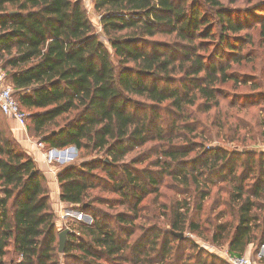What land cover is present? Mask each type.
Returning <instances> with one entry per match:
<instances>
[{"label": "trees", "instance_id": "obj_1", "mask_svg": "<svg viewBox=\"0 0 264 264\" xmlns=\"http://www.w3.org/2000/svg\"><path fill=\"white\" fill-rule=\"evenodd\" d=\"M91 6L84 0H0V68L27 113L28 130L48 148L74 146L82 159L58 174L60 200L81 206L92 221L69 219L83 239L68 236L63 256L87 264V257L105 264L179 260L171 257L172 244L185 238L173 232L202 234L201 223L186 225L189 201L171 198V229L162 233L161 249L158 233L132 244L139 205L152 193L148 183L157 188L159 181L134 169L141 159L125 160L153 139L175 138L188 144L163 145L157 175H170L174 191L190 193L192 187L197 214L213 197L210 213L220 209L210 240H226L231 255L249 256L264 244V151L202 148L190 158L197 144L185 130L197 132L188 125L189 109L209 119L221 112L223 85L249 84L248 75L231 68L245 58L250 29L260 27L264 44V0L242 15L223 0H92ZM92 9L101 16L100 31L88 14ZM257 92L247 97L259 99L251 106H259L252 117L260 129L264 91ZM231 103L232 108L237 98ZM4 115L0 108V264H60L48 180L12 137ZM237 124L235 132L247 126ZM102 171L105 177L97 173ZM105 183L122 205L135 199L129 213L111 217L94 207L90 192ZM203 256H197L200 262Z\"/></svg>", "mask_w": 264, "mask_h": 264}, {"label": "rangeland", "instance_id": "obj_2", "mask_svg": "<svg viewBox=\"0 0 264 264\" xmlns=\"http://www.w3.org/2000/svg\"><path fill=\"white\" fill-rule=\"evenodd\" d=\"M261 1L263 0H232V2H229V0H223L225 6L230 7L232 11L235 12V14L237 13L239 15H242L243 9L251 7L254 3H259ZM90 6L91 4L88 7ZM88 14L97 31H100L101 24L99 21L101 16L98 15L93 9L90 10ZM248 33H250L251 42L248 43L243 50V53H245V58L242 59L240 63H234L231 69L235 70L240 75H248L247 78L249 79V84H235L233 81H231L223 85V91L226 98L224 100L222 99L221 112L218 114L214 111L211 112L209 119L206 118L207 114L201 112V110L197 109L196 107L188 110V125L197 126V132L192 133L189 132V130H185V133L189 135L188 139L191 140L190 143L197 144L195 151L189 155L190 158L195 157L197 152L201 151L202 148H224L230 151H264V136L260 135V132L263 131L264 128L259 129L255 118L252 117V112L255 111L256 107H259L257 105L256 107L252 108V101L256 100L257 103L259 102V99L257 97H247L248 95L258 93L257 91H264V44L261 40L259 26L250 29ZM162 38V36L157 37V39ZM107 47L110 51H112L108 43ZM253 83L260 85V88L252 89L251 85L253 86ZM234 98H237L238 103L231 108L228 106V104H232L231 102H233ZM246 101H251V103L244 107L243 105H245L244 102ZM260 102L264 104L263 100H260ZM169 119L170 118L167 115L168 122ZM241 120L245 123H243ZM239 122L247 126L244 127L243 125H240L239 131L235 132V127L236 125H239L237 124ZM218 125L224 126L220 128ZM202 131H205L203 132L205 133L204 135L202 134ZM238 136H240V138H236ZM169 144H180L183 146L188 144V142L184 143L182 140H178L176 138L173 140V142H163V140L160 139H153L145 147L142 149H137L136 152L125 159L126 161H131L134 157L141 159L139 160L140 162L134 165V169H136V171H140L142 176L144 172L154 173L156 180L159 181L157 188L148 183L149 189L152 190V193L145 196L139 205L140 217L135 222L137 229L130 239L132 240V244L137 241V239L140 241H145L150 235H152V233H158V235L161 234V236L157 238L158 249H161V244L164 239L162 233H165L171 229V216L169 210L171 198L179 200L187 199L190 203L191 212L188 215L186 225H189V223L193 220L199 221L202 225L203 233H194L189 229L184 231L185 242L182 244L174 242L172 244L173 251L171 253V257H180L177 261L173 260L172 264H204L205 260L207 261V264H230L228 255L231 254L228 251L227 241L221 240L220 242L216 243L210 240V237L214 231L212 223H218V221L215 220V217L220 209L218 208L214 213H210V207L214 198L211 197L207 199L204 202L203 211L197 214L195 211H193V207L196 206V203L193 199V196L191 195L192 187L190 193L188 190H182V188H180L181 190L178 192L174 191L171 185L173 183V179L170 175H162V177L157 175L156 171H159V166H156L155 162L157 159L163 160V155L161 153V150L163 149L162 146H169ZM69 148L70 147L59 150L66 149V153L68 151L70 152L71 158H61V154H66L62 152L58 154V159L55 157L52 158V164L55 166L56 170L59 171L65 165L77 163L78 161L82 160L79 158L77 150L71 151ZM47 152H49V150H47ZM100 156L102 157V161L106 160V156L101 154L98 157ZM61 159L65 161H62ZM89 159L92 158L86 157L83 160ZM239 171H241V169H239ZM97 173L102 175V177L106 176L103 171ZM105 179L106 178H104V181L107 182ZM146 181L148 182L147 179ZM111 186V184L106 185L105 183L101 187L90 192L89 199L97 201L93 204L94 207L100 209L101 211L108 212L111 217L116 215L119 211H126L129 213V206H133L135 199L130 200L126 204L122 205L120 203L121 200L119 199V194L112 192L110 190L112 189ZM138 192H140V190H138ZM65 204L67 208H62L60 215L64 214L66 219L60 217V231L64 228H69L71 231L69 237L71 235H75L77 238L83 239L81 234L82 231L78 228V224L69 221V219H77L78 221L88 224L92 221V214L83 210L81 206H75L69 203ZM261 246L262 244L254 249L249 255L252 264H264V258H259V249ZM74 254H80V251L75 250ZM152 254L154 256L156 252L152 251ZM201 254L204 255L202 257V262H200L197 258V256ZM129 255L131 256V253H129ZM59 257L61 260L60 264H87V262L65 258L62 252H60ZM87 261H89L88 264H105L102 259H93L91 257H87ZM169 262L170 260H166L165 264H169ZM118 264H130V261L125 262L122 260V262ZM153 264L160 263L154 262Z\"/></svg>", "mask_w": 264, "mask_h": 264}, {"label": "crops", "instance_id": "obj_3", "mask_svg": "<svg viewBox=\"0 0 264 264\" xmlns=\"http://www.w3.org/2000/svg\"><path fill=\"white\" fill-rule=\"evenodd\" d=\"M4 118L8 123V127L10 129L12 137L22 146V148H24L32 155L37 167L44 172L48 180L51 204L56 214V223L59 228L61 223L60 217L66 219V216H64V214L60 215L61 209L67 208V206L64 202L60 200V186L57 180V176L65 167L69 165L63 166L59 171L56 170L55 166L52 164L53 162L49 161L48 156L46 154L47 150H50L51 148H48L45 143H43V145H45L44 148L39 147L38 141H40V139L32 135L28 130L27 126L24 127L20 125L17 121L9 118L6 115H4ZM53 149L54 151L58 150L55 148Z\"/></svg>", "mask_w": 264, "mask_h": 264}, {"label": "built area", "instance_id": "obj_4", "mask_svg": "<svg viewBox=\"0 0 264 264\" xmlns=\"http://www.w3.org/2000/svg\"><path fill=\"white\" fill-rule=\"evenodd\" d=\"M86 6L88 7L92 0H84ZM0 108L2 112L9 118L17 121L20 125L27 126V113L21 109L16 96L14 94V89L7 79L6 72L0 68ZM38 146L44 148L43 142L38 141ZM62 152L59 150V153ZM54 153V157L58 159V154L54 149H50L46 152L50 162H53L54 157L51 155ZM62 161H65L61 159ZM71 160V159H70ZM259 258H264V244H262L259 249ZM228 260L230 264H252L251 259L247 255H228Z\"/></svg>", "mask_w": 264, "mask_h": 264}, {"label": "water", "instance_id": "obj_5", "mask_svg": "<svg viewBox=\"0 0 264 264\" xmlns=\"http://www.w3.org/2000/svg\"><path fill=\"white\" fill-rule=\"evenodd\" d=\"M13 13V12H12ZM69 149H71V151L76 150V148L74 146H71ZM62 153H66V149L65 150H61ZM56 153H59L58 150H56ZM106 161H108V159H106ZM71 233L69 228H64L60 231L59 233V251L63 252L68 240V236ZM174 235L179 236L180 238L184 237V233H178V232H173Z\"/></svg>", "mask_w": 264, "mask_h": 264}, {"label": "bare ground", "instance_id": "obj_6", "mask_svg": "<svg viewBox=\"0 0 264 264\" xmlns=\"http://www.w3.org/2000/svg\"><path fill=\"white\" fill-rule=\"evenodd\" d=\"M51 156L54 157V153ZM61 158H65V159L71 158L70 152L68 151L66 154H63V155L61 154Z\"/></svg>", "mask_w": 264, "mask_h": 264}]
</instances>
